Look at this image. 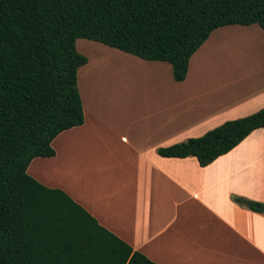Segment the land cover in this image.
<instances>
[{
	"label": "crops",
	"instance_id": "crops-1",
	"mask_svg": "<svg viewBox=\"0 0 264 264\" xmlns=\"http://www.w3.org/2000/svg\"><path fill=\"white\" fill-rule=\"evenodd\" d=\"M237 26L213 31L242 32ZM83 47L91 58L76 71L83 124L59 133L53 156L32 159L27 175L155 264H264V212L231 199L264 207V132L252 131L205 167L156 154L264 108V77L251 90L208 95L194 78L196 51L175 82L167 63L93 41Z\"/></svg>",
	"mask_w": 264,
	"mask_h": 264
},
{
	"label": "trees",
	"instance_id": "trees-1",
	"mask_svg": "<svg viewBox=\"0 0 264 264\" xmlns=\"http://www.w3.org/2000/svg\"><path fill=\"white\" fill-rule=\"evenodd\" d=\"M228 25H257L264 38V0H0V264H155L26 169L53 156L59 133L83 124L77 39L167 63L181 82L191 55ZM257 129L264 108L156 154L205 167ZM231 199L253 212L262 206Z\"/></svg>",
	"mask_w": 264,
	"mask_h": 264
},
{
	"label": "rangeland",
	"instance_id": "rangeland-1",
	"mask_svg": "<svg viewBox=\"0 0 264 264\" xmlns=\"http://www.w3.org/2000/svg\"><path fill=\"white\" fill-rule=\"evenodd\" d=\"M239 28L243 31L223 36L221 31H213L193 55V70L197 71L194 78L198 79L201 90L208 95L223 96L231 90H251L258 87L264 77V38L261 30L257 25ZM88 42L91 41L77 39L75 50L86 60H91L89 54L80 53ZM253 109L248 108L246 115L253 113ZM233 115L231 111L223 117Z\"/></svg>",
	"mask_w": 264,
	"mask_h": 264
},
{
	"label": "water",
	"instance_id": "water-1",
	"mask_svg": "<svg viewBox=\"0 0 264 264\" xmlns=\"http://www.w3.org/2000/svg\"><path fill=\"white\" fill-rule=\"evenodd\" d=\"M257 210L260 211V212H264V207L263 206L257 207Z\"/></svg>",
	"mask_w": 264,
	"mask_h": 264
}]
</instances>
